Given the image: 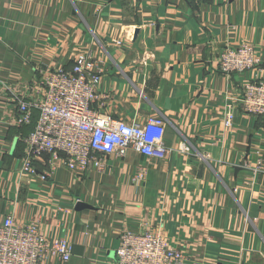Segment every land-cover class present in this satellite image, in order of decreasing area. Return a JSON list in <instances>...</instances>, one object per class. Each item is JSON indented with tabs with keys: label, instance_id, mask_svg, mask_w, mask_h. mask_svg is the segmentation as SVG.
Returning a JSON list of instances; mask_svg holds the SVG:
<instances>
[{
	"label": "crops",
	"instance_id": "obj_1",
	"mask_svg": "<svg viewBox=\"0 0 264 264\" xmlns=\"http://www.w3.org/2000/svg\"><path fill=\"white\" fill-rule=\"evenodd\" d=\"M244 43L263 70L222 73V49ZM82 53L102 75L93 108L163 116L166 158L130 149L77 172L44 153L23 170L39 113L16 125L14 97H33L44 69L71 70ZM259 76L264 0H0V221L71 243L68 262L42 264H116L128 229L162 232L182 264H264V116L238 103Z\"/></svg>",
	"mask_w": 264,
	"mask_h": 264
},
{
	"label": "built area",
	"instance_id": "obj_2",
	"mask_svg": "<svg viewBox=\"0 0 264 264\" xmlns=\"http://www.w3.org/2000/svg\"><path fill=\"white\" fill-rule=\"evenodd\" d=\"M218 69L227 75L262 71V59L250 43L225 46L219 54ZM89 53L78 55L71 70L61 65L44 69L41 86L31 97L17 95L14 101L19 114L15 124L32 122L34 111L38 121L25 139L29 156L23 170L34 174L33 156L49 153L73 171L102 169L105 158L124 157L130 149L147 157L166 158L171 151L164 141L165 118L151 114L142 120H124L102 114L93 108L98 98L102 75L94 71ZM238 103L252 116H264V78L247 82ZM234 115L228 113L225 125H232ZM187 151L189 147L184 145ZM139 172L137 178H142ZM116 264H182L185 252L173 247L162 232L125 230L119 238ZM72 257V245L66 239H50L35 222L21 223L12 215L0 221V264H42L48 258L60 263Z\"/></svg>",
	"mask_w": 264,
	"mask_h": 264
},
{
	"label": "water",
	"instance_id": "obj_3",
	"mask_svg": "<svg viewBox=\"0 0 264 264\" xmlns=\"http://www.w3.org/2000/svg\"><path fill=\"white\" fill-rule=\"evenodd\" d=\"M80 206H83V205H82V204H79V207H80Z\"/></svg>",
	"mask_w": 264,
	"mask_h": 264
}]
</instances>
